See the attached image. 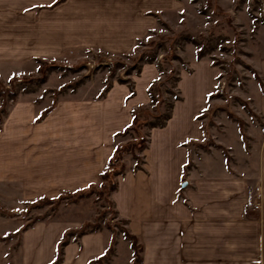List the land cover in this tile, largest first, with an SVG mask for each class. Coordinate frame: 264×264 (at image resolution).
Returning a JSON list of instances; mask_svg holds the SVG:
<instances>
[{"label":"crops","instance_id":"crops-1","mask_svg":"<svg viewBox=\"0 0 264 264\" xmlns=\"http://www.w3.org/2000/svg\"><path fill=\"white\" fill-rule=\"evenodd\" d=\"M57 1L0 0V68L18 69L71 51L128 55L157 30L155 14L179 9L177 0ZM200 64L210 72L208 64ZM215 76L213 71L207 77L206 87L195 71L184 79L185 92L190 83L192 92L199 90L197 99L177 103L166 127L151 131L144 171L131 164L118 178L112 200L139 239L141 264H264V128L258 151L251 141L250 154L239 128L234 138H214L220 150L206 148L200 117L209 107ZM158 77L157 67L146 65L133 99L127 85L116 83L102 99L58 101L39 123L47 107L35 99L18 101L0 128V185L17 189L21 202H34L98 184L117 139L132 125L133 111L150 103L148 91ZM259 77L264 84V71ZM252 112L264 123V96ZM244 157L249 166H242ZM69 229L37 225L30 232L33 243L30 238L24 246L26 262H51ZM110 242L102 233L85 235L65 248L63 264H91ZM119 243L107 264L117 260ZM129 249L132 264L130 242Z\"/></svg>","mask_w":264,"mask_h":264},{"label":"rangeland","instance_id":"rangeland-1","mask_svg":"<svg viewBox=\"0 0 264 264\" xmlns=\"http://www.w3.org/2000/svg\"><path fill=\"white\" fill-rule=\"evenodd\" d=\"M177 1V11L155 14L159 22L157 30L139 41L131 54L115 56L100 50L71 51L57 58H36L18 69L0 68L2 85L8 86L14 77L20 80L15 88V100L10 96L0 97V128L18 101L35 99L41 108L48 109L61 100L102 99L110 87L119 84L118 80L134 84L136 97L137 78L146 65H155L159 77L150 86L155 102L152 103L148 91L150 103L138 107L135 114L139 126L121 135L117 139L119 146L137 141L138 132L147 138L150 145L151 131L161 129L151 128V124L164 117L172 103L174 107L177 103L197 99L199 90L192 92L193 84L190 83L188 92H185L182 87L184 79L195 71L203 81L206 80L203 84L206 87L207 77L211 80L215 71L214 92L208 96L209 107L200 117L207 137L206 148L220 150L216 148L214 138L223 141L228 135L236 137L239 123L230 117L232 115L245 125L244 151L250 154L251 141L256 144L252 148L258 151L264 123L252 112V107L254 103L259 105L260 96H264V84L259 77L264 71V0ZM150 59L156 62L146 64ZM201 62L208 64L209 73ZM136 69L140 70L139 75ZM44 77L45 80L41 81ZM176 78H179L177 84ZM129 90L131 95L130 87ZM130 95L128 99H133ZM225 154L228 155L227 152ZM136 155L145 165L143 152ZM244 158L242 166H249L250 159ZM131 164L137 165L138 161L133 154H126L117 166L123 165L126 173ZM100 184L101 180L95 190L86 187L82 198L78 194L65 196L56 209L53 205L21 202L17 189L8 184L0 185V264H28L24 246L29 244L33 235L30 232L39 224H63L70 228L60 240L66 237L70 243H77L82 238L78 236L80 230L90 224L87 232L105 234L108 240L116 238V244L120 240L114 264H130V241L123 232V229L128 230L129 222L118 217L115 204L108 203L107 197L100 198L95 193ZM113 194H110L111 202ZM60 195L45 198L58 199ZM31 240L33 243L34 239ZM68 245L63 250V261Z\"/></svg>","mask_w":264,"mask_h":264},{"label":"trees","instance_id":"trees-1","mask_svg":"<svg viewBox=\"0 0 264 264\" xmlns=\"http://www.w3.org/2000/svg\"><path fill=\"white\" fill-rule=\"evenodd\" d=\"M65 1L66 0H58L55 5H59ZM154 62H156L155 59H150L149 61L146 62V64H154ZM135 71H136V73H138L137 75H139L140 70L136 69ZM128 75H130V74H128ZM44 80H45V77L41 81H44ZM178 80H179V78H176V80H175L176 84L178 83ZM118 81H119V84H124V85H127L131 88L130 98L135 96V92L133 89L134 84L127 82L125 80L124 81L118 80ZM19 82H20V80L18 78L14 77L9 81L8 86L2 85L0 83V97L1 96H10V98L12 100H15L17 98V92L15 91V88ZM110 89H111V87L106 91V93H108L110 91ZM149 95L152 99V103H154L155 101H154V97L152 96V90L151 89L149 90ZM56 105H57V103L54 102L51 107H49L44 112H42L41 116L36 120V122L39 123L42 120H44V118L55 109ZM173 105H174V103H172L171 106L169 107L170 113L168 112L164 117H160L159 120L157 119V121H160V122L156 121V122L152 123L151 128H164V127H166L167 122L171 119V112L174 108ZM135 114H137V109H135L133 111L134 117H133L132 125L129 128H127L123 134L128 133L130 130H135V129H137V126H139L138 125L139 124L138 118H137V116H135ZM230 117L239 123L241 135H242L243 139H245L246 137L244 134V128H245L244 123L240 120H237V118L232 116V115H230ZM138 135H139L138 136L139 138L137 141L131 142V143L127 144L126 146H119L116 148L113 156L111 157V159L108 162V166H107L106 170L100 174L101 184L99 186V190L95 191V193L98 194L100 198L107 197L106 201H108V203H110L112 205H114V202L110 201V194L115 193L118 190V186H119L118 182H116V178L119 176L125 175V167L123 165L117 166V164L123 160L124 156L126 154H133L134 158L138 161V164L136 165L135 170H137V171L143 170L144 164L141 163V158L138 157L136 155V153L137 152H143L144 153L146 151V149L148 148V140L140 132H138ZM97 188H98L97 184H91L86 189L95 190ZM86 189L84 188V189L78 190L74 193L64 192L62 195L59 196L58 199H49V198L44 197V198L38 199L34 202H31L29 204L35 203V204H39V205H53V207H55V209H56L65 200L64 199L65 196H72L73 197L74 195L78 194V197L82 198V197H84ZM125 222L127 223V221H125ZM92 226L96 227V228L99 227L98 225H96V226L92 225ZM89 227H91L90 224L84 225L83 228L80 230L81 232L79 233L78 236L83 237V236L88 235V234L97 233L96 231L92 232V233L87 232L86 229ZM123 232H124L125 238L128 241H130L131 249H132L133 254H134V259L132 261V264H141L143 261V259H142L143 248H142L141 244L139 243V239L137 238V236L131 234L129 232V230L123 229ZM70 235L71 234H69L67 237L69 238ZM69 243H70V240L69 239L67 240L66 237H64V240L61 241L58 245L56 255H55V259L50 264H62L63 250H64V247L66 245H68ZM115 246H116V238H113L111 240L110 245H109L107 251L105 252V254L103 256L93 260L91 262V264H105L114 255Z\"/></svg>","mask_w":264,"mask_h":264},{"label":"built area","instance_id":"built-area-1","mask_svg":"<svg viewBox=\"0 0 264 264\" xmlns=\"http://www.w3.org/2000/svg\"><path fill=\"white\" fill-rule=\"evenodd\" d=\"M254 208L255 210H260V205H256Z\"/></svg>","mask_w":264,"mask_h":264},{"label":"water","instance_id":"water-1","mask_svg":"<svg viewBox=\"0 0 264 264\" xmlns=\"http://www.w3.org/2000/svg\"><path fill=\"white\" fill-rule=\"evenodd\" d=\"M186 186V184H184V187Z\"/></svg>","mask_w":264,"mask_h":264}]
</instances>
